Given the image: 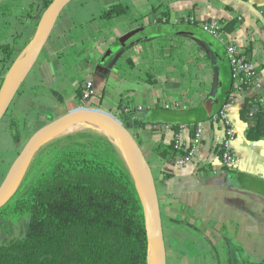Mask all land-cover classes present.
<instances>
[{
    "label": "crops",
    "instance_id": "1",
    "mask_svg": "<svg viewBox=\"0 0 264 264\" xmlns=\"http://www.w3.org/2000/svg\"><path fill=\"white\" fill-rule=\"evenodd\" d=\"M48 1L0 0L4 78ZM116 4L125 11L104 18ZM185 14L196 22L174 21ZM210 19L235 24L217 38L199 25ZM226 44L254 64L261 91L234 88ZM87 80L91 106L118 117L131 113L128 123L159 200L166 264H264V137L249 140L241 116L264 104V0H71L1 120L0 137L12 140L17 130L23 146L36 129L76 107ZM224 105L236 132L234 166L221 162L220 122L205 124L192 162L178 165L154 153L175 136L189 142L196 121Z\"/></svg>",
    "mask_w": 264,
    "mask_h": 264
},
{
    "label": "trees",
    "instance_id": "2",
    "mask_svg": "<svg viewBox=\"0 0 264 264\" xmlns=\"http://www.w3.org/2000/svg\"><path fill=\"white\" fill-rule=\"evenodd\" d=\"M124 11L120 4L111 5L102 16ZM232 23L225 21L223 30ZM3 80L0 74V88ZM83 89L84 84L78 96ZM130 116L122 112L118 118L130 128ZM241 116L247 138L260 139L264 104L246 107ZM154 153L174 159L183 151L170 143ZM24 216L26 232L0 241V264H148L143 210L133 180L112 140L97 131L62 134L40 148L0 207L2 220L15 222Z\"/></svg>",
    "mask_w": 264,
    "mask_h": 264
},
{
    "label": "water",
    "instance_id": "3",
    "mask_svg": "<svg viewBox=\"0 0 264 264\" xmlns=\"http://www.w3.org/2000/svg\"><path fill=\"white\" fill-rule=\"evenodd\" d=\"M70 1H49L37 22L32 38L4 78L0 88V122L35 65L58 16ZM79 122H94L110 131L111 136L104 135L112 140L120 153L142 206L149 247L148 264H166L159 200L148 175L147 162L131 129L108 111L98 108L72 109L36 129L19 150L0 182V207L11 198L40 148L59 131Z\"/></svg>",
    "mask_w": 264,
    "mask_h": 264
},
{
    "label": "built area",
    "instance_id": "4",
    "mask_svg": "<svg viewBox=\"0 0 264 264\" xmlns=\"http://www.w3.org/2000/svg\"><path fill=\"white\" fill-rule=\"evenodd\" d=\"M196 17L192 14H185L177 16L174 21L179 22H193L196 21ZM201 28L207 33L213 35L217 38H222L223 36V26L224 22L216 19H210L206 21L199 22ZM228 64L230 67V72L232 75L234 88L241 91L244 87H250L256 91H261L260 77L257 73V70L254 64L241 53V50L233 44L225 45ZM92 95V82L87 80L84 83V89L82 94L78 96L76 107L74 109H94L95 107L89 104V99ZM228 103L232 102V98H229ZM165 108H170L171 105L166 103ZM141 106H138L137 109H141ZM128 108H125L127 110ZM117 116V115H116ZM118 117V116H117ZM207 122H220L224 130V136L221 144V162L225 167H232L236 163L235 154L233 152V142L236 137V132L228 118L225 105L221 109L211 116L207 121H198L193 129L192 136L189 142L185 143L179 136H175L173 139V144L176 149H181L182 154L177 155L173 161L178 164H186L194 161L201 144L203 130ZM264 137V131H263Z\"/></svg>",
    "mask_w": 264,
    "mask_h": 264
},
{
    "label": "rangeland",
    "instance_id": "5",
    "mask_svg": "<svg viewBox=\"0 0 264 264\" xmlns=\"http://www.w3.org/2000/svg\"><path fill=\"white\" fill-rule=\"evenodd\" d=\"M86 129H89V128L84 127V128H79V129H72L63 134H67V133L77 131V130H86ZM58 136H55V137H58ZM24 140L25 138L20 137V132H18L17 130H15L12 136V140H9V139L3 140L2 137H0V182L4 174L6 173L5 171H2L1 168L3 167V165H5V163H8L9 160H13L15 158L19 150L22 148L20 143L21 141H24ZM3 170H5V168ZM27 223H28L27 216H24L19 221H15V222L11 220L0 219V241L2 239L22 236L26 232Z\"/></svg>",
    "mask_w": 264,
    "mask_h": 264
},
{
    "label": "bare ground",
    "instance_id": "6",
    "mask_svg": "<svg viewBox=\"0 0 264 264\" xmlns=\"http://www.w3.org/2000/svg\"><path fill=\"white\" fill-rule=\"evenodd\" d=\"M84 127H88L91 130H94V131H97L99 133L111 136V133L107 128L100 127L97 123H94V122H79V123L73 124L71 126L64 128L63 130L59 131L56 134V136L63 134V133H65L69 130H72V129H79V128H84Z\"/></svg>",
    "mask_w": 264,
    "mask_h": 264
}]
</instances>
